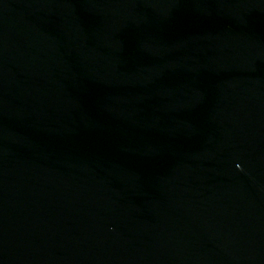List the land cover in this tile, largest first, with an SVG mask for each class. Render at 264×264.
Instances as JSON below:
<instances>
[{
    "label": "water",
    "instance_id": "water-1",
    "mask_svg": "<svg viewBox=\"0 0 264 264\" xmlns=\"http://www.w3.org/2000/svg\"><path fill=\"white\" fill-rule=\"evenodd\" d=\"M0 264H264V0H0Z\"/></svg>",
    "mask_w": 264,
    "mask_h": 264
}]
</instances>
